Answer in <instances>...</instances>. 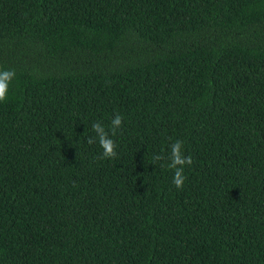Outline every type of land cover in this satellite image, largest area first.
I'll list each match as a JSON object with an SVG mask.
<instances>
[{"label":"trees","instance_id":"16d2710c","mask_svg":"<svg viewBox=\"0 0 264 264\" xmlns=\"http://www.w3.org/2000/svg\"><path fill=\"white\" fill-rule=\"evenodd\" d=\"M5 70L0 264H264V0H0Z\"/></svg>","mask_w":264,"mask_h":264},{"label":"clouds","instance_id":"9594fccd","mask_svg":"<svg viewBox=\"0 0 264 264\" xmlns=\"http://www.w3.org/2000/svg\"><path fill=\"white\" fill-rule=\"evenodd\" d=\"M14 75L15 73L13 70L0 71V102L7 99L9 84ZM122 120V116L117 113L111 120L110 129L107 130L99 121L92 124V129L97 135L96 137H89L87 142L92 144L98 140V143L103 150L100 159H112L117 157V144L111 136H115L117 134V130L120 129L122 125ZM109 133H111V135ZM182 149L183 141L180 139L175 140V142L170 145V156L168 157L170 162L166 165H161L162 167H166L168 169H174L173 184L180 189L183 188L184 181L186 179V176L184 175V166L191 165L193 163L192 157L184 156ZM164 159V156L156 154L153 156V163L155 164L157 161Z\"/></svg>","mask_w":264,"mask_h":264}]
</instances>
